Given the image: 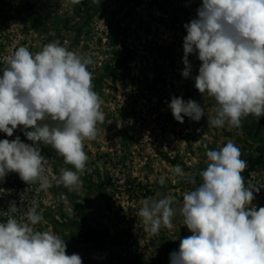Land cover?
<instances>
[{
	"label": "rangeland",
	"instance_id": "obj_1",
	"mask_svg": "<svg viewBox=\"0 0 264 264\" xmlns=\"http://www.w3.org/2000/svg\"><path fill=\"white\" fill-rule=\"evenodd\" d=\"M202 0H0V68L19 47L36 53L52 41L93 61L89 70L102 100L104 121L98 136L85 140L88 155L81 185L57 184L61 168H71L51 146L41 145L52 186L40 190L17 173L0 182V222L11 202L23 221L35 202L44 221L35 227L65 239L67 254L83 264H170L180 240L191 235L177 215L172 229L143 232L138 209L145 200L183 193L194 185L172 170L179 165L196 177L206 168V152L229 140L247 162L242 175L254 185L253 204L264 207V116L249 115L240 127L215 128L214 100L194 86L201 62L190 54L189 78L182 76L184 25L197 15ZM2 74V73H0ZM173 96L196 101L206 111L200 121L177 122L168 107ZM208 116V117H207ZM19 126L13 136L27 143ZM31 130V129H28ZM164 183L161 184V180Z\"/></svg>",
	"mask_w": 264,
	"mask_h": 264
},
{
	"label": "clouds",
	"instance_id": "obj_2",
	"mask_svg": "<svg viewBox=\"0 0 264 264\" xmlns=\"http://www.w3.org/2000/svg\"><path fill=\"white\" fill-rule=\"evenodd\" d=\"M196 12L184 25L182 76L190 77L188 57L198 54L201 65L194 86L214 100L215 116H207L208 124L238 128L249 115L264 116V0H202ZM92 63L52 41L36 53L19 47L0 68V132L11 137L22 126L32 142L19 136L0 140V182L17 173L27 185L50 188L44 145L72 166L60 169L56 183L70 190L80 187L88 161L84 142L97 139V125L105 118L92 83ZM168 107L179 123L185 117L198 122L206 115L199 103L182 97L173 96ZM241 156L229 140L206 152L199 183L179 165L173 168L174 177L194 185L183 193L182 202L173 195L142 202L138 217L143 232L172 229L179 215L191 233L170 253V264H264V207L253 204L259 189L246 185L242 173L247 162ZM18 208L11 202L8 211L13 215L0 222V264H83L80 255L67 254L63 237L35 227L44 221L35 202L23 221L14 215Z\"/></svg>",
	"mask_w": 264,
	"mask_h": 264
}]
</instances>
